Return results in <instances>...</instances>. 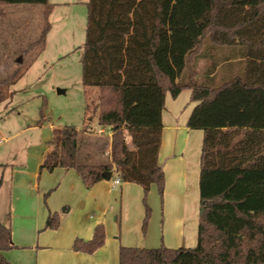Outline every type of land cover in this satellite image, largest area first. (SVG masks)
Segmentation results:
<instances>
[{"label":"trees","instance_id":"trees-1","mask_svg":"<svg viewBox=\"0 0 264 264\" xmlns=\"http://www.w3.org/2000/svg\"><path fill=\"white\" fill-rule=\"evenodd\" d=\"M12 3L39 4L41 25L37 36L20 46L11 69L0 76V102L43 49L50 28L48 0H0V17L7 14L4 5ZM200 59L208 63L196 78ZM80 62L82 85L97 88L92 111L98 124L108 127L109 141L92 135L85 122L80 129L53 127L40 168H73L85 187L103 179L105 171L121 182L139 184L143 229L150 184L156 185L160 198L163 192L157 150L164 92L175 97L189 88L190 99L198 102L187 121L202 129L196 244L121 245L118 264H264V126L258 122L264 116L250 113L222 126L206 124L199 115L202 106H214L235 89L247 103L264 94V0H87ZM134 88L152 89L155 111H144L151 123H125L126 90ZM88 108L86 102V119ZM105 143L109 151L101 160ZM56 225V215L49 214L45 227ZM103 239V226L96 224L89 239L75 238L72 246L91 252ZM10 247V227L0 223V264H11L1 254Z\"/></svg>","mask_w":264,"mask_h":264},{"label":"crops","instance_id":"crops-1","mask_svg":"<svg viewBox=\"0 0 264 264\" xmlns=\"http://www.w3.org/2000/svg\"><path fill=\"white\" fill-rule=\"evenodd\" d=\"M25 16L16 15L20 19L16 30L27 25ZM12 30L15 31L14 27ZM19 40L17 35L16 44L20 43ZM88 88L96 90L95 86H84V91ZM190 93L189 88L181 89L175 97L169 91L164 92L163 107L159 111L161 131L157 150V161L164 176L163 192L160 198L156 185L150 184L147 199L150 213L144 229L145 209L143 211L140 203L142 189L139 184L120 181L114 185L110 176L85 187L73 168H40L50 147L51 125L46 139L36 150H25L19 162L15 149L9 150V155L1 152L0 190L5 184L7 199L4 212L0 192V223L9 225L12 243V247L1 251L3 257L11 264H118L121 245L194 246L199 214L198 170L202 129L187 122L198 103L190 99ZM126 94L125 123H151L152 117L144 116V111H155L152 89H127ZM214 109L216 106L199 109L200 118L206 124L216 123ZM239 109L238 113L242 108ZM223 120L227 121L224 126L229 125V118ZM83 121L88 129L92 128L97 133L109 131L108 127L98 124L94 114H90L88 119L85 115ZM52 213L57 217V225L45 227V220ZM96 224H102L104 229L102 244L91 252L74 249L73 240L89 239Z\"/></svg>","mask_w":264,"mask_h":264},{"label":"rangeland","instance_id":"rangeland-1","mask_svg":"<svg viewBox=\"0 0 264 264\" xmlns=\"http://www.w3.org/2000/svg\"><path fill=\"white\" fill-rule=\"evenodd\" d=\"M86 1L48 0L52 4L48 16L50 28L43 49L24 73L8 87V97L0 102V153L5 152L9 155L10 151L15 149L17 162L19 158L24 157L25 150H36L46 139L50 132L49 125L52 128L73 125L80 129L86 115L84 95L86 102H89L87 114H94L92 102L95 101L97 88L95 91L90 88L84 91L81 83L80 55L85 35ZM4 8L8 16L6 14L0 17V43L5 42V46L0 44V52L4 51L6 57L2 59L0 55V76L11 69L13 59L19 54L20 46L23 47L34 39L41 25L39 4L12 3L4 5ZM19 13L26 15L24 20H27V25L21 30H16V24L20 23V19L16 17ZM13 27L14 32H12ZM17 35L21 39L19 44H16ZM207 63L205 59L196 62V78H200L199 74ZM246 101L248 100L243 99L239 91L232 90L231 94L221 96L214 102L217 109L213 111L216 112L213 118L216 122L225 124L227 121H223L224 118H229L230 123L241 121L250 113L264 116V94H259L250 100L251 103L247 105L251 108L249 111L247 107L244 109ZM239 108L242 110L238 113ZM258 122L264 126V117ZM89 130L92 135H100L105 141H109L110 131L97 133L92 128ZM127 144L130 145L129 139ZM104 148L105 151L100 156L101 160H105L108 155L109 143H105ZM0 192L2 211L5 212L7 199L5 184ZM143 197L142 192L140 203L144 211ZM147 199L148 192L145 195V203L150 213Z\"/></svg>","mask_w":264,"mask_h":264},{"label":"built area","instance_id":"built-area-1","mask_svg":"<svg viewBox=\"0 0 264 264\" xmlns=\"http://www.w3.org/2000/svg\"><path fill=\"white\" fill-rule=\"evenodd\" d=\"M111 182H112V184L115 185V184L119 183L120 180H119L118 176H114V177L111 178Z\"/></svg>","mask_w":264,"mask_h":264},{"label":"water","instance_id":"water-1","mask_svg":"<svg viewBox=\"0 0 264 264\" xmlns=\"http://www.w3.org/2000/svg\"><path fill=\"white\" fill-rule=\"evenodd\" d=\"M58 91H60V90L58 89ZM103 176H104L105 179H109L110 176H111V172L110 171H105V172H103Z\"/></svg>","mask_w":264,"mask_h":264}]
</instances>
